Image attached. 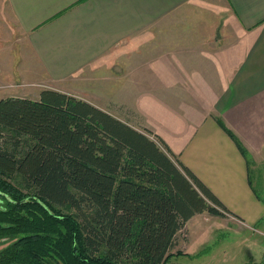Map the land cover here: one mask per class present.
<instances>
[{
  "label": "crops",
  "instance_id": "obj_1",
  "mask_svg": "<svg viewBox=\"0 0 264 264\" xmlns=\"http://www.w3.org/2000/svg\"><path fill=\"white\" fill-rule=\"evenodd\" d=\"M44 89L122 120L121 107L144 116L143 95H206L177 138L143 118L233 213L196 214L178 248L198 251L189 235L198 217L220 221L205 226V243L264 222L252 175L264 190V0H0V100L39 99Z\"/></svg>",
  "mask_w": 264,
  "mask_h": 264
},
{
  "label": "trees",
  "instance_id": "obj_2",
  "mask_svg": "<svg viewBox=\"0 0 264 264\" xmlns=\"http://www.w3.org/2000/svg\"><path fill=\"white\" fill-rule=\"evenodd\" d=\"M203 212L233 214L153 130L55 89L0 100V264H176Z\"/></svg>",
  "mask_w": 264,
  "mask_h": 264
},
{
  "label": "rangeland",
  "instance_id": "obj_3",
  "mask_svg": "<svg viewBox=\"0 0 264 264\" xmlns=\"http://www.w3.org/2000/svg\"><path fill=\"white\" fill-rule=\"evenodd\" d=\"M33 65L36 67L35 64ZM38 78V76L31 77V79ZM35 89L38 88L35 87ZM34 95L35 92L31 93V96ZM143 96L142 100L147 98L148 101V103L144 102V108L143 106L141 108L145 111L144 116L142 115V117L139 112L130 108L121 107L118 110L122 118L141 130L147 128L144 124L146 120L169 138H177L181 128L188 124L185 121L192 117L199 118V112L206 108L205 105L208 103L204 98L206 95L189 91L179 94L165 92L159 95ZM154 96H157L158 99ZM192 105L194 108L189 107ZM252 175L257 191L264 197L263 182L259 183L255 172L252 171ZM61 210L63 213H67L66 209ZM219 222L214 219L206 222L204 217H198L191 221L189 235L193 240V245H196L195 250L198 251L194 254L184 252L177 254L171 259L172 262L176 264H258L256 262L262 261L264 258V222L251 230L243 228L238 234L228 233L227 229L223 228L215 233L211 241L205 243L204 241L207 239L204 233L205 226L207 229L214 230L220 226ZM222 225L225 226L226 222H222ZM187 233L185 228L179 239H185ZM6 242V240H0V249L8 244ZM220 242L223 245H220ZM216 243H219L218 246Z\"/></svg>",
  "mask_w": 264,
  "mask_h": 264
}]
</instances>
